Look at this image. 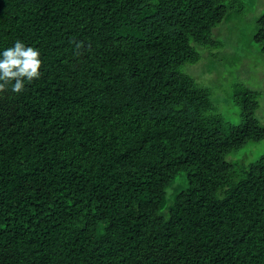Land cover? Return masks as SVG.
I'll use <instances>...</instances> for the list:
<instances>
[{
    "label": "trees",
    "instance_id": "16d2710c",
    "mask_svg": "<svg viewBox=\"0 0 264 264\" xmlns=\"http://www.w3.org/2000/svg\"><path fill=\"white\" fill-rule=\"evenodd\" d=\"M241 3L0 0V52L43 62L0 93V264H264V153L229 157L264 138L257 91L234 123L181 69Z\"/></svg>",
    "mask_w": 264,
    "mask_h": 264
},
{
    "label": "rangeland",
    "instance_id": "374dc122",
    "mask_svg": "<svg viewBox=\"0 0 264 264\" xmlns=\"http://www.w3.org/2000/svg\"><path fill=\"white\" fill-rule=\"evenodd\" d=\"M241 2L242 9L219 25V33L216 34L215 30L216 43L210 53L203 51L196 62L185 63L181 69L190 75L193 85L196 83L210 89L212 111L234 123L241 122V117L238 108L231 103L232 90L235 87L256 90L258 107L254 115L264 124V52L252 40L255 31L253 18L264 12V0ZM262 153L264 138L248 142L232 151L229 157L254 159Z\"/></svg>",
    "mask_w": 264,
    "mask_h": 264
},
{
    "label": "clouds",
    "instance_id": "9594fccd",
    "mask_svg": "<svg viewBox=\"0 0 264 264\" xmlns=\"http://www.w3.org/2000/svg\"><path fill=\"white\" fill-rule=\"evenodd\" d=\"M40 55L38 49L19 40L0 52V93L8 91L9 86L13 93H21L25 81L39 79L43 63Z\"/></svg>",
    "mask_w": 264,
    "mask_h": 264
}]
</instances>
